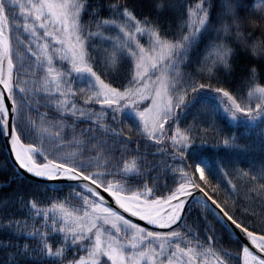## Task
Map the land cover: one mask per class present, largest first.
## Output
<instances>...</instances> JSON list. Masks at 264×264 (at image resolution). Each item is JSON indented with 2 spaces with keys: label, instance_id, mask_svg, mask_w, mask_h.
<instances>
[{
  "label": "snow or ice",
  "instance_id": "1",
  "mask_svg": "<svg viewBox=\"0 0 264 264\" xmlns=\"http://www.w3.org/2000/svg\"><path fill=\"white\" fill-rule=\"evenodd\" d=\"M146 6L145 15L135 0H0V135L20 169L74 182L70 199L25 202L40 227L6 221L0 264H264V165L229 172L194 147L198 116L264 124V0H189L168 27L158 16L166 0ZM120 124L144 138V153ZM222 179L232 192L244 182L262 211L238 208L231 193L221 201ZM225 225L244 238L235 256L221 244Z\"/></svg>",
  "mask_w": 264,
  "mask_h": 264
},
{
  "label": "trees",
  "instance_id": "2",
  "mask_svg": "<svg viewBox=\"0 0 264 264\" xmlns=\"http://www.w3.org/2000/svg\"><path fill=\"white\" fill-rule=\"evenodd\" d=\"M258 0H254L256 3ZM123 2V0H121ZM137 3V14H147L149 9L146 6L148 0H135ZM169 3V9L163 13L158 14L160 21L165 27L170 26L174 21L178 22L179 13L181 11V5L187 7L189 0H166ZM197 0H191V3H196ZM106 15V13H102ZM157 14L153 13L152 18H156ZM87 19V18H86ZM93 30H95L93 28ZM114 35L115 33H106ZM21 39L26 41V35H22ZM142 43L147 42V37H143ZM96 44L101 51L110 45L102 43L98 37ZM29 67V61L27 59L23 62V67L19 69L22 78H31L27 72ZM102 70V69H101ZM239 74V73H237ZM123 72L118 76L115 73L112 74L114 78V86L121 84V76ZM221 79L224 81L223 86L229 87L235 86L232 77L223 75ZM124 83L127 81L124 80ZM215 84V81H213ZM220 86V85H216ZM214 95V93H210ZM79 100V98H77ZM36 97H33V104L35 106ZM83 103L82 100H79ZM43 103V101H41ZM97 109L99 105L95 106ZM38 111L43 113L47 110L44 107H39ZM34 118L39 123V117L35 114ZM111 119V113L109 112V120ZM188 121L192 122V116L188 117ZM127 123V122H125ZM197 135L195 136L194 147L203 158L215 161L217 164L223 162L226 166V170L232 172L233 169H248L251 166L259 167L264 165V136L260 135V132L264 130V124L259 125L256 129H248L242 125L235 124L231 120L227 119L221 113L219 116L209 113L207 116H198L195 120ZM210 125H214L210 127ZM183 126V124L181 125ZM118 128H124V132L129 134L132 139L131 147H135L137 142L141 145V153L145 152V140L143 137H138L135 129L131 133H128V129L123 125H117ZM79 131V127L77 128ZM170 134V133H169ZM235 136L237 138L235 145L225 146L223 140L227 137ZM27 142H31L28 140ZM38 143V141H37ZM148 145L154 144V141H148ZM157 147H147L148 153H155ZM168 151H171V146H167ZM126 158V157H125ZM149 160H152V155L148 156ZM156 160L160 159V156L155 157ZM163 182V177L161 178ZM216 182L215 180L213 181ZM234 183L237 185V191L232 192V189L228 186L226 180H221V190L218 198L223 201L229 194H232L233 199L237 201V207L243 208L248 206L249 211H255L259 214L262 209L259 207V201L253 203L251 197L254 194H248L246 185L244 182L235 180ZM65 184L58 187H49L40 183L33 182L26 178L20 177L19 174L12 167L7 152L4 146L2 135H0V240L9 239V231L4 227L5 223L9 219H19L22 222L25 218H28L29 225L35 223L36 227H40V220L33 221L31 217L27 216V208L25 202L29 199L35 198L40 206H45L54 199H65L69 197L71 189ZM74 202V201H73ZM231 204V201H229ZM190 208L194 209L193 218L196 216V211L199 210V206L192 203ZM42 219V218H41ZM211 219V217H209ZM221 223V222H220ZM222 224V223H221ZM219 228V225H217ZM223 240L221 242L222 247L230 252L233 256L237 252V244L235 239L227 230L222 234ZM25 241L21 238L19 243L23 244ZM9 251H12L9 249ZM9 257L3 250H0V260H7ZM210 260L213 258H209Z\"/></svg>",
  "mask_w": 264,
  "mask_h": 264
},
{
  "label": "water",
  "instance_id": "3",
  "mask_svg": "<svg viewBox=\"0 0 264 264\" xmlns=\"http://www.w3.org/2000/svg\"><path fill=\"white\" fill-rule=\"evenodd\" d=\"M2 139H3V142H4V146H5V149H6V152H7V156H8V159L11 163V165L13 166V168L17 171V173L21 176V177H24V178H27L31 181H34V182H37V183H40V184H43V185H47V186H59V185H63V184H74V182H69V181H50V180H47L45 178H39V177H34L32 176L31 174L25 172L23 169H20L19 166L16 164L15 162V158L14 156L11 155V149H10V144L7 143L6 141V138L2 135ZM105 197H106V200L111 204V206L113 208H116V205L114 204V202L111 201V198L110 197H107V194H104ZM121 212H123V210H119ZM126 217L128 216L127 213H123ZM134 222H137V223H140L141 225H144V222L143 221H138L137 218H131ZM221 223H223V220L221 219L220 220ZM149 228H152L153 226H148ZM225 228L239 241H241V246H243V241H244V238L240 235L237 234L236 231H233L232 228H228L227 225H225Z\"/></svg>",
  "mask_w": 264,
  "mask_h": 264
},
{
  "label": "rangeland",
  "instance_id": "4",
  "mask_svg": "<svg viewBox=\"0 0 264 264\" xmlns=\"http://www.w3.org/2000/svg\"><path fill=\"white\" fill-rule=\"evenodd\" d=\"M256 3H259V0Z\"/></svg>",
  "mask_w": 264,
  "mask_h": 264
}]
</instances>
